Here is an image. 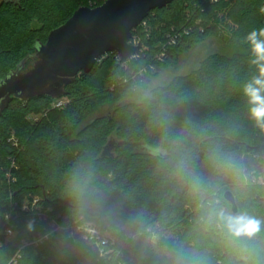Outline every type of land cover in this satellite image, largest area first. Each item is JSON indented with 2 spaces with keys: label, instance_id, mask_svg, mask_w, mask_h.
Instances as JSON below:
<instances>
[{
  "label": "trees",
  "instance_id": "1",
  "mask_svg": "<svg viewBox=\"0 0 264 264\" xmlns=\"http://www.w3.org/2000/svg\"><path fill=\"white\" fill-rule=\"evenodd\" d=\"M103 2L0 0V80L24 59L28 69L39 44L79 7ZM262 8L264 0H173L133 31L142 37L133 59L105 54L58 99H12L0 114V224L7 211L38 197L69 229L24 245L48 221H33L29 231L21 213L13 216L17 235L0 244V264H190L192 253L203 264H246L241 245L206 223V212L216 201L231 211L224 198L231 190L239 213L264 218V183L255 179L264 175V129L250 119L242 90L256 72L245 37L264 28ZM170 33L177 40L166 45ZM209 37L223 43L222 52L145 95L153 75ZM105 106L107 114L87 122ZM111 137L125 143L102 157ZM157 147L161 154L150 151ZM225 156L247 182L219 166ZM192 173L209 182L200 192ZM86 222L101 234L76 229ZM249 247L248 264H264V233Z\"/></svg>",
  "mask_w": 264,
  "mask_h": 264
},
{
  "label": "water",
  "instance_id": "2",
  "mask_svg": "<svg viewBox=\"0 0 264 264\" xmlns=\"http://www.w3.org/2000/svg\"><path fill=\"white\" fill-rule=\"evenodd\" d=\"M173 0H106L99 6H81L62 25L50 31L45 43L39 44L32 66L25 69L24 59L0 80V114L12 99L26 102L34 97L61 98L66 87L81 72H89L107 53L116 52L123 61L135 56L142 44H131L133 30L155 9ZM125 142L111 137L101 156H111ZM233 213L239 205L231 190L224 193Z\"/></svg>",
  "mask_w": 264,
  "mask_h": 264
},
{
  "label": "clouds",
  "instance_id": "3",
  "mask_svg": "<svg viewBox=\"0 0 264 264\" xmlns=\"http://www.w3.org/2000/svg\"><path fill=\"white\" fill-rule=\"evenodd\" d=\"M264 11V8L261 9ZM245 42L250 47L251 63L255 66V74L243 85V94L247 98L249 117L254 123L264 129V28L251 31L245 37ZM153 154H161L162 149L151 148ZM219 166L226 171L232 172L237 178L247 182L249 176L242 173L236 166L235 162L228 156L223 157ZM180 167L184 165L181 162ZM257 182L264 183V175L255 178ZM191 186L194 191L200 192L209 182L205 177L198 173H192L190 176ZM206 223L214 226L223 233L226 240L232 245H241V253L244 255L246 264L255 254L254 250L249 247V242H255L264 233V218L251 215L247 212L232 213L219 201L215 205H210L206 212ZM33 221H29L27 227L29 231L33 229ZM185 257L181 256L183 260ZM187 259L190 264H203L202 259L195 253L188 254ZM251 264H256L251 261Z\"/></svg>",
  "mask_w": 264,
  "mask_h": 264
},
{
  "label": "built area",
  "instance_id": "4",
  "mask_svg": "<svg viewBox=\"0 0 264 264\" xmlns=\"http://www.w3.org/2000/svg\"><path fill=\"white\" fill-rule=\"evenodd\" d=\"M138 27H142L143 29H146L147 27V22L142 21L139 26H137L135 29ZM134 29V30H135ZM133 30V31H134ZM177 40V33H170L168 34L167 37V42L166 45H172L175 44ZM130 43L137 45L139 43L142 44V37L140 34H132V38L130 39ZM165 45V46H166ZM138 54V53H137ZM136 54V55H137ZM133 56L131 59H133ZM119 56V55H118ZM121 59V57L119 56ZM130 59V60H131ZM122 60V59H121ZM123 61V60H122ZM129 61V60H127ZM145 70V69H144ZM143 71V70H142ZM64 104L62 100L57 101L54 103V107H61ZM9 181L14 182L15 178L11 176V174H7ZM15 209L11 211H7L5 215L3 216V219L0 224V244L4 240L8 239H13L17 235V229L16 225L13 223V216L18 217L19 214L23 215V217L26 218V221L29 223V221H34V222H44L48 221V225L44 227L43 232L39 234H35L32 237H27L24 239L23 244L24 245H38L39 243H42L44 240L48 239L49 237L54 236L58 232L68 230V226H64L60 224L57 220V216H52L50 215L53 211L50 207L44 208L42 205L39 204V198L34 197L32 200L30 199H25L23 204L21 205L20 212L14 211ZM16 212V213H15ZM78 231L84 232L86 237H91L94 238L96 235L101 234V231L96 228L94 223L92 222H86L83 224H77ZM105 234H103L104 236ZM70 237L74 238V232H70ZM18 254H16L12 260L16 261Z\"/></svg>",
  "mask_w": 264,
  "mask_h": 264
},
{
  "label": "rangeland",
  "instance_id": "5",
  "mask_svg": "<svg viewBox=\"0 0 264 264\" xmlns=\"http://www.w3.org/2000/svg\"><path fill=\"white\" fill-rule=\"evenodd\" d=\"M105 1L106 0H104V2ZM223 46H224L223 43L217 37H209L205 41L199 43L197 46L192 48L190 51L183 53L180 56L179 62L177 64L171 65L166 70L152 76V82L149 85L148 91L145 95L146 96L149 95L150 90L153 88L159 86H168L175 78L180 76H186L190 74L192 71L199 69L201 67L202 61L206 57L215 53L222 52ZM32 64L33 62L31 63L29 68L32 66ZM60 100L64 102L66 99L62 98ZM108 111H109L108 106L100 108L90 119H88L87 122L93 120L97 116L107 114ZM39 118H40L39 115L28 116V119L32 120L33 122L38 121Z\"/></svg>",
  "mask_w": 264,
  "mask_h": 264
}]
</instances>
